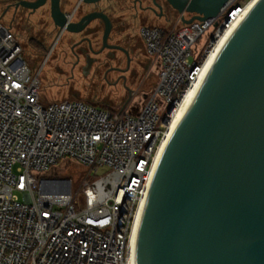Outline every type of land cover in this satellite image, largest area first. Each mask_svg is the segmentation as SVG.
<instances>
[{"label":"built area","instance_id":"1","mask_svg":"<svg viewBox=\"0 0 264 264\" xmlns=\"http://www.w3.org/2000/svg\"><path fill=\"white\" fill-rule=\"evenodd\" d=\"M258 1L229 0L216 17L191 24L180 15L176 26L142 27L156 82L137 115L133 101L44 103L41 71L0 17V264L131 263L177 114ZM63 159L80 165L79 180L54 174Z\"/></svg>","mask_w":264,"mask_h":264},{"label":"water","instance_id":"2","mask_svg":"<svg viewBox=\"0 0 264 264\" xmlns=\"http://www.w3.org/2000/svg\"><path fill=\"white\" fill-rule=\"evenodd\" d=\"M48 1L60 33L102 20L101 51L114 48L103 12L74 21L77 9L66 14L61 0L17 6L35 13ZM166 1L191 24L216 17L229 0ZM136 264H264V0L232 34L169 140L142 214Z\"/></svg>","mask_w":264,"mask_h":264},{"label":"rangeland","instance_id":"3","mask_svg":"<svg viewBox=\"0 0 264 264\" xmlns=\"http://www.w3.org/2000/svg\"><path fill=\"white\" fill-rule=\"evenodd\" d=\"M76 2L78 1L75 0L73 3ZM110 2L126 6V10L130 9L129 13H132L133 0H104L99 5L107 7ZM92 8L93 6H87L84 10ZM49 16L50 12L47 7L31 14L27 9L20 8L18 10L11 7L10 0H0V17H3L4 21L13 27L23 46L24 57L31 68L37 72L41 71L42 101L46 103L78 99L90 104H97L100 108H107L106 103H116L122 94L124 95V88L114 85L109 79L101 78L94 71L87 75L78 70L73 72L69 63L72 60L70 48L78 40V36L58 32ZM179 19L180 16L176 14L170 19L172 22L167 26L179 25ZM164 24H166L165 20L151 19L146 23V26H165ZM94 40V47L97 48L101 44V37H96ZM203 47L202 40L199 43V49ZM146 94L147 91L133 101L131 105L133 114L137 115L143 109L146 101L144 95ZM79 166L74 160L63 159L54 174H58L59 177L67 176L79 180L82 171ZM78 186L77 184L76 187ZM78 200L83 205V197L79 196ZM79 209L80 207L77 208V210Z\"/></svg>","mask_w":264,"mask_h":264},{"label":"flooded vegetation","instance_id":"4","mask_svg":"<svg viewBox=\"0 0 264 264\" xmlns=\"http://www.w3.org/2000/svg\"><path fill=\"white\" fill-rule=\"evenodd\" d=\"M21 1L36 0H10V6L18 10L25 9L17 6ZM74 1L61 0V9L66 14L70 15L77 9L72 17L74 21L92 12H103L109 16L113 24L109 45L114 48L101 51L105 23L102 20H96L84 32L73 35L78 36V40L70 48L71 69L73 72L78 70L86 75L94 71L101 78L109 79L114 85L123 87L124 95L122 94L118 101L124 105L136 100L156 82V75L139 35L140 29L145 27L151 19L165 20L170 24L172 22L170 19L180 14L166 0H156L162 6V10L155 7L153 0H133L132 13H129L130 9L126 10V6L117 5L116 2H110L107 7H101L99 4L104 0L96 5L79 4L78 0L73 3ZM87 6H93V8L86 11L84 8ZM45 7L49 9L51 18L50 1L42 8ZM99 36L101 44L96 48L94 39Z\"/></svg>","mask_w":264,"mask_h":264},{"label":"bare ground","instance_id":"5","mask_svg":"<svg viewBox=\"0 0 264 264\" xmlns=\"http://www.w3.org/2000/svg\"><path fill=\"white\" fill-rule=\"evenodd\" d=\"M255 7V4L253 6H251V9ZM232 35L227 36L223 42L221 43V46L219 47V50L217 52V54L213 57L212 61H211V65L208 67V73L204 79V81L202 82V84L200 83L196 89H194L192 91V93L186 98L184 104L182 105L181 109L179 110L177 117H176V121H175V126H174V130L173 133L175 132L176 128L178 127L179 123L181 122V120L183 119V117L185 116L186 112L188 111V109L190 108L191 104L193 103L194 99L196 98V96L198 95L203 83L205 82L207 76L209 75L214 63L216 62L217 58L219 57L220 53L222 52L223 48L225 47V45L227 44V42L229 41V39L231 38ZM173 135V134H172ZM169 143V142H168ZM168 145V144H167ZM167 148V146H166ZM165 148V150H166ZM164 150V153H165ZM163 153V154H164ZM163 157V155H162ZM137 236H138V232L135 234L133 243H132V258H131V263L130 264H136V243H137Z\"/></svg>","mask_w":264,"mask_h":264},{"label":"crops","instance_id":"6","mask_svg":"<svg viewBox=\"0 0 264 264\" xmlns=\"http://www.w3.org/2000/svg\"><path fill=\"white\" fill-rule=\"evenodd\" d=\"M169 23H166V24H164L165 26H167ZM162 27H164V26H162ZM64 34V33H63ZM92 104H94V103H92ZM95 105H97V104H95ZM105 105H107L108 107H110V108H116V107H121V106H125L124 104H122L121 102H119V101H117L116 103H106Z\"/></svg>","mask_w":264,"mask_h":264}]
</instances>
